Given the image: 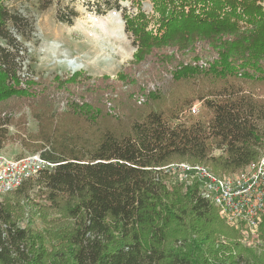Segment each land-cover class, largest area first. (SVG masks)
<instances>
[{"label": "trees", "instance_id": "obj_1", "mask_svg": "<svg viewBox=\"0 0 264 264\" xmlns=\"http://www.w3.org/2000/svg\"><path fill=\"white\" fill-rule=\"evenodd\" d=\"M10 1L0 0V150L15 114L28 106L40 129L25 145L56 165L0 201V264H264V257L243 253L205 258L202 242L231 229L196 188L168 190L159 169L189 161L222 175L261 156L263 0H152V16L138 0L135 13H123L137 49L118 83L82 72L53 80L23 75L24 48L14 29L31 31L33 24L12 12ZM76 15L71 7L58 12L69 24ZM56 94L65 98V112H54ZM198 99L200 116L178 121ZM37 185L51 203L43 209L56 212L38 210L45 232L15 218L14 208L29 202ZM179 231L185 242L169 247ZM193 234L200 239L189 243ZM46 237L58 243L50 263Z\"/></svg>", "mask_w": 264, "mask_h": 264}, {"label": "rangeland", "instance_id": "obj_2", "mask_svg": "<svg viewBox=\"0 0 264 264\" xmlns=\"http://www.w3.org/2000/svg\"><path fill=\"white\" fill-rule=\"evenodd\" d=\"M106 1H110V3L108 4ZM117 3L120 5L117 6ZM141 4L144 11L148 12L153 8L152 0H142ZM7 5L12 12L21 14L33 24L31 31L23 32L14 29L24 48L23 75H32L35 80L41 78L53 80L57 76L64 78L76 72H82L93 79L108 76L117 82L118 74L129 66L133 60V54L137 47L133 42L132 35L125 30L123 13H135L139 8L138 0H12ZM65 7L74 8L77 13L71 24L58 18L59 10ZM152 21L155 24L156 20ZM66 55L77 59L80 61L79 63L83 62L85 64L75 70L69 69L65 63L59 62V59L64 58ZM153 88L154 84L150 82L145 90L148 92L149 89L152 90ZM119 90H122V88H118L113 95L116 99L119 98ZM53 97L54 95H52ZM55 98L57 102L54 112H65V98L61 94H56ZM144 99L143 96H140L138 104L143 103ZM107 103L108 107L113 106L110 101ZM194 105L198 106L197 113L192 111ZM202 110L203 101L198 99L179 113L178 121L191 116L197 118ZM22 114L24 118L21 117ZM15 115V123L9 126L10 139L0 151L14 158L38 153L33 151L34 147L31 148L25 145V140L30 142L29 137L37 134L40 129L39 122L34 117L32 109L24 106ZM36 142L42 143V141L32 140V143ZM220 154H222V150H213L214 156ZM263 155L264 148L261 150V156ZM183 162L199 164L189 161H174L165 165V167ZM199 165L206 166L214 172L208 165ZM230 174L232 173L222 175ZM166 184L168 190L178 189L183 194L188 192L189 189H197L198 187L196 182H190L186 179L182 181L179 171L173 172V170L166 173ZM5 198V195L2 196L0 201L3 202ZM30 198L29 202L21 201L17 208H14L18 216L15 218L20 227H31L36 231L45 232L48 224L38 215V210H43L48 215H54L56 212L48 208L43 209V206H49L51 203L47 202L40 186L37 185L34 188ZM22 211L24 212L20 214ZM220 217L224 220L221 215ZM56 223L62 224L60 221ZM224 223L231 229L230 234L218 233L212 243L203 241L202 248L205 258L211 261L216 260V258L222 259L237 253H243L254 261L263 259L264 215L258 224L250 229L230 225L225 220ZM174 226H176V223H174ZM181 231L175 233L168 240L167 245L169 247L177 245L181 247V244L185 242L181 238L183 236L180 233ZM177 236L179 237L177 238ZM197 239H200V236L193 234L189 236V243H194L193 240ZM45 240L48 263H50L52 255L58 250V243L55 239H51L52 242H50L48 237Z\"/></svg>", "mask_w": 264, "mask_h": 264}, {"label": "built area", "instance_id": "obj_3", "mask_svg": "<svg viewBox=\"0 0 264 264\" xmlns=\"http://www.w3.org/2000/svg\"><path fill=\"white\" fill-rule=\"evenodd\" d=\"M153 11L146 13L153 15ZM150 26L155 27L153 21ZM192 111L197 113L198 106L194 105ZM55 165L40 152L14 158L0 151V200ZM159 169L166 173L179 171L182 181L198 183V193L218 208L230 225L254 228L264 215V155L230 175H218L206 166L185 162Z\"/></svg>", "mask_w": 264, "mask_h": 264}, {"label": "bare ground", "instance_id": "obj_4", "mask_svg": "<svg viewBox=\"0 0 264 264\" xmlns=\"http://www.w3.org/2000/svg\"><path fill=\"white\" fill-rule=\"evenodd\" d=\"M120 48V47H119ZM120 50V49H119ZM95 54V53H94ZM59 62L60 63H65L69 69H72V70H75V69H78V68H81L83 67V65L85 63L81 62L79 63L80 61H78L77 59H74L72 57H69L68 55H66L64 58L62 59H59Z\"/></svg>", "mask_w": 264, "mask_h": 264}]
</instances>
